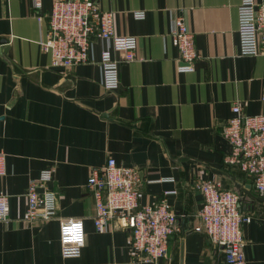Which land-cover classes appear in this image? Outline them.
<instances>
[{"label": "crops", "instance_id": "crops-1", "mask_svg": "<svg viewBox=\"0 0 264 264\" xmlns=\"http://www.w3.org/2000/svg\"><path fill=\"white\" fill-rule=\"evenodd\" d=\"M52 2L42 1L40 23L31 0H0L7 48L0 55V153L7 156L0 194L10 204V221L0 222V264H225L223 249L194 231L203 205L195 185L209 180L236 190L234 181L253 182L226 161L232 149L222 135L236 103L246 115L264 114V55H241V0H98L114 13L116 34L139 40L140 59L120 63L115 91L102 83L99 61L108 45L99 39L91 63L52 65L40 43ZM141 11L145 17L137 19ZM179 16L201 55L193 72L178 71L170 31ZM109 158L140 171L142 204L167 200L186 215L168 258L144 261L131 248L130 229L97 230L87 183ZM46 169L56 214L28 221L29 181ZM251 191L241 207L251 217L242 226L245 256L247 264H264V201ZM69 219L85 223L87 240L76 258L61 255L60 225Z\"/></svg>", "mask_w": 264, "mask_h": 264}, {"label": "built area", "instance_id": "built-area-1", "mask_svg": "<svg viewBox=\"0 0 264 264\" xmlns=\"http://www.w3.org/2000/svg\"><path fill=\"white\" fill-rule=\"evenodd\" d=\"M41 23L43 0H31ZM238 6V34L241 55H264V1L241 0ZM48 15L46 37L40 43L51 54L55 67L72 68L91 63L93 43L99 39L108 48L101 52L99 65L102 83L106 90L119 87V66L122 61L139 60V40L133 36L115 33L114 13L101 9L98 0H53ZM137 19L144 12H135ZM171 42L180 52L179 72H193L194 63L201 58L195 46L193 33L185 19L173 20ZM119 53L121 59L114 54ZM233 116L224 124L222 135L231 145L226 161L237 166L253 181V192L264 198V114L246 115L240 103L232 107ZM6 157L0 153V176L6 172ZM87 183L95 207L94 222L98 231L112 225L131 230V248L146 262L156 263L169 257L170 238L180 232L178 214L167 200L155 204H142L141 185L144 178L133 167L119 166L109 158L102 167L91 170ZM52 170H44L39 177L31 178L27 190L28 221H46L56 214V194L49 188ZM196 189L203 195V205L196 216L194 231L204 233L208 239L223 249L225 264H247L246 241L242 226L251 221L241 208L244 194L224 188L220 183L199 181ZM8 195L0 194V222L10 221ZM83 219H69L60 225L61 255L65 258L80 257L86 242Z\"/></svg>", "mask_w": 264, "mask_h": 264}, {"label": "water", "instance_id": "water-1", "mask_svg": "<svg viewBox=\"0 0 264 264\" xmlns=\"http://www.w3.org/2000/svg\"><path fill=\"white\" fill-rule=\"evenodd\" d=\"M5 44V41H0V55L3 54V52L7 51V48H5L3 45ZM234 186L237 192L244 194V195H252V185H244L242 183L234 181ZM260 200L264 201L263 197H258Z\"/></svg>", "mask_w": 264, "mask_h": 264}, {"label": "rangeland", "instance_id": "rangeland-1", "mask_svg": "<svg viewBox=\"0 0 264 264\" xmlns=\"http://www.w3.org/2000/svg\"><path fill=\"white\" fill-rule=\"evenodd\" d=\"M242 205H243V202H241V207H242Z\"/></svg>", "mask_w": 264, "mask_h": 264}]
</instances>
